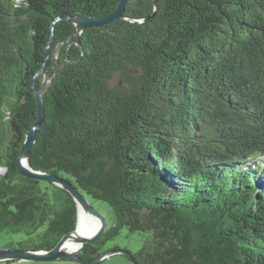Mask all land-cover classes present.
I'll list each match as a JSON object with an SVG mask.
<instances>
[{
    "label": "trees",
    "instance_id": "trees-1",
    "mask_svg": "<svg viewBox=\"0 0 264 264\" xmlns=\"http://www.w3.org/2000/svg\"><path fill=\"white\" fill-rule=\"evenodd\" d=\"M121 1L0 0V234L21 236L7 249L51 251L77 229L71 194L19 167L54 33L47 72L67 63L28 161L115 220L78 255L127 228L153 236L140 264H264V0H129L76 44L64 17Z\"/></svg>",
    "mask_w": 264,
    "mask_h": 264
},
{
    "label": "water",
    "instance_id": "water-1",
    "mask_svg": "<svg viewBox=\"0 0 264 264\" xmlns=\"http://www.w3.org/2000/svg\"><path fill=\"white\" fill-rule=\"evenodd\" d=\"M128 1L129 0H122L118 9L113 14L105 16V17H97V18L82 17V16L64 17V19H67L75 27L74 35L77 38L76 44L80 46L81 35L86 30H90L94 28H102L104 26H108L109 24L113 23L116 20L125 19L124 14L126 12ZM61 19L62 18L56 19L54 24L60 21ZM53 30H54V27H53ZM53 38H54V33L52 34V39L50 41V44L45 50L46 62L43 68L31 80V85L33 87L38 77L47 74V69L52 60L49 54V49L53 45V42H54ZM58 51L59 49L57 50V54L59 53ZM66 63L67 61L61 64H57L55 68L52 70V72L46 75L48 79L45 84L43 82V87L41 88V90H38L36 87H34L36 103H37L38 119H37L36 124L33 126L32 130L28 133L26 137V141L22 148L21 155L19 158V167H20L21 175L27 178L49 182L69 192L78 206V221H79L81 209H83L86 213L96 216L100 219L101 228L98 232H96L90 238L79 239V242L81 243V249H82L86 244L94 243L98 241L104 235L106 228H107L106 218L100 212H98L92 207L87 196H85L71 181L67 180L64 177L56 175V174H48V173L33 170L28 161L30 152L36 142L39 130L43 126L45 122V118H46L45 108H44V95L49 89L53 79L56 77L59 70ZM75 232L76 230L73 233L67 234L59 242V244L51 251H25V250H18L14 248L0 250V262L2 261H27V260L28 261H53V260L68 259V260L83 262L84 264H98L109 256L123 255L127 257L133 264H140L139 261L134 256V254L128 250L115 249L108 253L103 254L101 257L93 261H87V260L82 259L78 255L81 249L77 252L64 251L63 250L64 243Z\"/></svg>",
    "mask_w": 264,
    "mask_h": 264
},
{
    "label": "rangeland",
    "instance_id": "rangeland-1",
    "mask_svg": "<svg viewBox=\"0 0 264 264\" xmlns=\"http://www.w3.org/2000/svg\"><path fill=\"white\" fill-rule=\"evenodd\" d=\"M59 56V53L58 55ZM48 74V72H47ZM46 74V75H47ZM43 75L44 84L47 81V76ZM121 83L116 79L112 82V86H118ZM5 170V169H2ZM92 207L100 212L107 221V228H111L114 223V213L111 207L102 201L93 200L88 198ZM21 239V236L18 235H7L0 234V250L7 249V245L11 242H16ZM145 244L151 246L153 244V236L149 233H140V232H130L127 228H123L114 240L108 241L101 249V253H108L114 250L115 247L122 250H128L132 253L139 251ZM0 264H84L83 262L73 261V260H53V261H2ZM98 264H133L127 257L123 255H112L105 258Z\"/></svg>",
    "mask_w": 264,
    "mask_h": 264
},
{
    "label": "bare ground",
    "instance_id": "bare-ground-1",
    "mask_svg": "<svg viewBox=\"0 0 264 264\" xmlns=\"http://www.w3.org/2000/svg\"><path fill=\"white\" fill-rule=\"evenodd\" d=\"M101 228V221L98 217L86 213L83 209L80 211L78 226L76 232L67 239L63 245V250L68 252H77L81 249L79 239L90 238Z\"/></svg>",
    "mask_w": 264,
    "mask_h": 264
}]
</instances>
